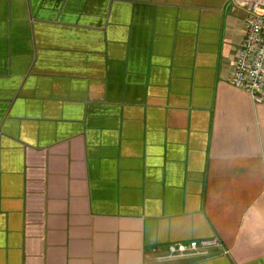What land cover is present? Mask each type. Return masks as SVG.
Here are the masks:
<instances>
[{"label": "crops", "instance_id": "obj_1", "mask_svg": "<svg viewBox=\"0 0 264 264\" xmlns=\"http://www.w3.org/2000/svg\"><path fill=\"white\" fill-rule=\"evenodd\" d=\"M239 1L0 0V264H264Z\"/></svg>", "mask_w": 264, "mask_h": 264}, {"label": "built area", "instance_id": "obj_2", "mask_svg": "<svg viewBox=\"0 0 264 264\" xmlns=\"http://www.w3.org/2000/svg\"><path fill=\"white\" fill-rule=\"evenodd\" d=\"M246 13L243 38L235 49L229 83L248 94L255 103L264 102V0H241ZM216 241H192L168 246L167 258L206 256Z\"/></svg>", "mask_w": 264, "mask_h": 264}]
</instances>
